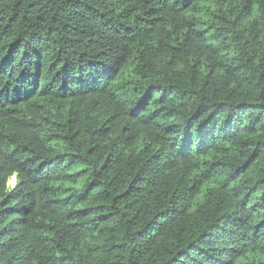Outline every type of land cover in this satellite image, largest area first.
Masks as SVG:
<instances>
[{
	"label": "trees",
	"instance_id": "trees-1",
	"mask_svg": "<svg viewBox=\"0 0 264 264\" xmlns=\"http://www.w3.org/2000/svg\"><path fill=\"white\" fill-rule=\"evenodd\" d=\"M0 264H264V0H0Z\"/></svg>",
	"mask_w": 264,
	"mask_h": 264
},
{
	"label": "rangeland",
	"instance_id": "rangeland-1",
	"mask_svg": "<svg viewBox=\"0 0 264 264\" xmlns=\"http://www.w3.org/2000/svg\"><path fill=\"white\" fill-rule=\"evenodd\" d=\"M15 184H16V177L14 176L9 181V187L13 188Z\"/></svg>",
	"mask_w": 264,
	"mask_h": 264
}]
</instances>
